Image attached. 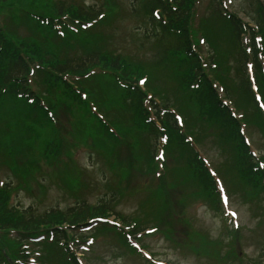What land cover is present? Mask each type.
Instances as JSON below:
<instances>
[{
  "label": "trees",
  "instance_id": "16d2710c",
  "mask_svg": "<svg viewBox=\"0 0 264 264\" xmlns=\"http://www.w3.org/2000/svg\"><path fill=\"white\" fill-rule=\"evenodd\" d=\"M38 1L41 3L47 1L48 6L50 3L55 8L46 11L44 9L46 4H43L44 6L41 7L43 12L46 11L45 14L49 17L50 21L53 18L52 15L58 16L63 13L70 14L76 18L89 20H94L99 14L103 13L101 8L94 9L93 7H89L84 9L81 5L77 6L73 11H67L64 7V1H58L57 5L49 2L50 0ZM192 3L193 0H173V3L169 0L149 1L148 5H150V10L158 8L160 9L161 14L165 17V20L158 24L152 25L151 23L150 31L145 32L147 38H153L156 40V45H161V47L157 46L159 57L157 60H154L152 67L164 70L172 68L175 71L177 74L175 81L178 82L177 84L179 87L178 94L182 95L181 102L174 105L168 104L169 102L165 101L154 89L149 88L148 85L147 88L162 101L166 113L160 118V120L164 126L168 127L167 129L171 132V137L174 142L182 141V139L178 136L176 124L173 122L172 115L167 109L169 106H174L186 114L185 128L186 130L194 132L198 139L204 136L205 133L209 132L206 130L212 128L214 123H216L217 128L220 129L223 128L222 124L232 128V134L235 137L237 133L236 126H233V122L229 119L227 110H221V103L216 99L213 91H211L210 83L202 79L197 90L190 89V84L195 82L197 77L205 76L199 60L193 56H187L183 52V50L189 51L188 44L183 38L189 31L187 16L190 14ZM258 9L260 10V8ZM33 14H37V17H42V14L40 13ZM108 15L109 14L105 12V16H103L100 22L105 20ZM216 16L221 27H214L208 37L212 51V59H216L217 55L221 52L220 40L228 43L236 57L234 58L236 60L234 73L239 77L240 86L238 91H241L245 97L243 100L246 108L250 109L249 107L253 102L243 65L246 56L240 42L242 33L241 25L238 21H229L219 15ZM263 18L264 13L261 14L258 21L262 23L259 31L262 33L264 40ZM20 19L25 20V17L22 15L20 16ZM28 21H30L29 18ZM150 21L153 22V19L151 18ZM41 27H49L52 33L56 35L52 29L53 26L51 22L46 26ZM158 32L160 33L158 34ZM7 35L11 36L12 34L7 33ZM69 36L76 37L71 33ZM104 40L105 36L102 33L96 34V36H94L93 33H88L85 37V41L79 45L84 56L81 57L78 55V61H76V63H71L69 55L72 50L70 43L67 40H61L59 38L53 46L50 44V48L47 50L33 40L13 39L11 41L5 36V32L0 31V138L3 139L9 137L13 140L17 130L24 133L41 125V131L44 132L45 128L47 135L44 141V156L47 154V157H50L51 162L53 163L56 161L57 157L69 152L65 151V144L69 145L71 141H65L60 135V128H56L52 124V121L48 119L46 112L43 111L40 106L39 92L36 93L31 91L28 85L27 75L29 65L36 63L39 68L37 72L41 76L39 83L37 84L44 87L42 95L48 100L47 103L49 108L55 109L64 107L71 117L68 131L65 132H68L70 136L75 134L79 137L83 136L84 139H92L91 141H93L106 156H110L113 149L112 144L109 145L108 141H111L113 137L112 134L108 133L106 125L100 120L93 118L88 113L87 101L82 100L79 94H77V92L71 88L69 83L65 82L63 79L65 75L82 74L93 67L106 69L110 71L111 74L114 76L117 75L124 81H130L146 74L143 73L144 67L141 62L137 60V57L129 58L122 55V53L113 55V52L107 47V43ZM251 46L254 62L256 63V66H259L256 55L257 50L254 44ZM223 58L224 56H222V59ZM221 62L225 63L227 60H222ZM226 66L227 67L217 72V77L224 84L227 92L230 93V88L227 86L229 82L227 80H230V78L227 75L222 76L223 72L225 73L230 69L228 63ZM132 69H135V72L131 71ZM260 77L261 78L259 79L264 82V76ZM125 90L126 98L123 101L124 106L131 110L133 119L140 125V127L144 128L145 131H148V134L152 136L155 135V129L152 126L148 127L144 124L147 115L141 107V97L144 94L138 87H132L131 85L126 87ZM19 93L21 96L18 95ZM26 95L33 98L32 104L28 103ZM180 104H182V107ZM253 108H255V106H253ZM37 110L40 116H34L37 115L35 113ZM155 113L157 116L159 115L158 110H156ZM258 113V110L255 108L252 113L250 112L249 115L246 116V119L258 122L264 128V123L259 119L260 115ZM225 133L226 132H223L222 129L220 134H216V136L213 133V135L219 140L218 143L221 147H224V144H226V146L231 149H229V151L233 161L236 163L240 162L241 164V147L239 146V143H235L234 138L230 140L226 139ZM115 141V139L112 140V142ZM174 148H176L177 151L181 150L173 144L169 145L171 152L174 151ZM145 150L146 153L149 152V144L146 146ZM185 152L186 158L189 159V149L187 147ZM147 168L149 170L152 168L151 157L147 159ZM165 168L167 174H169L172 179H174L175 174H179L182 178L197 176L196 178L200 179L205 187L211 191L209 177L205 174L201 162L195 158H190V160L184 161L182 169L176 168V164L167 165ZM127 173L128 171H124L123 176H126ZM7 187L9 186L7 185L0 190V228L4 230L13 229L20 233L21 236L25 235L27 238L34 237L37 234H44L47 239L48 232L53 231L55 238L57 237L55 242H59L61 237H65V233H63L57 225L65 223L68 224V226H77L87 221L89 218L97 215H106L112 206V201L114 200V198L111 200L103 198L97 205H89L85 201H81L80 203L67 207L64 210L51 208L41 214H36L31 209L19 211L15 207H7V201L9 199ZM172 187L173 186H171V188ZM202 192L204 194L207 193L206 190H203ZM184 199L185 197L183 196L182 200ZM212 202L213 207L217 206L216 199H212ZM119 217L124 222H129L127 218L122 216ZM156 219L159 221L158 217H156ZM141 225L142 224H138L137 226L141 227ZM167 233L168 231H166V235ZM189 239L191 240L192 238L189 237ZM212 242L218 244V241ZM9 245L10 247H8V251L14 256L16 244L9 242ZM217 250L218 248L210 250V253L216 255ZM234 261L237 262L236 264H264V261L261 258L248 260L247 262L242 260Z\"/></svg>",
  "mask_w": 264,
  "mask_h": 264
},
{
  "label": "rangeland",
  "instance_id": "374dc122",
  "mask_svg": "<svg viewBox=\"0 0 264 264\" xmlns=\"http://www.w3.org/2000/svg\"><path fill=\"white\" fill-rule=\"evenodd\" d=\"M58 1H64V7L67 11H73L80 5H85L86 7L92 5L93 7L101 8V10L106 11L109 14L108 17L95 25L89 33H93L94 36L100 33L104 34V41L107 43V47L113 52V55L122 53V55L129 58L137 57V60H139L144 67L143 73H146L144 75L149 76L147 83L149 88L154 89L165 101L169 102L168 104L174 105L181 102L182 95L178 94L179 87L177 84L178 82L175 81L177 76L175 71L172 68L164 70L152 67L154 60H157L159 57L157 46L161 47V45H156V40L153 38L149 39L145 36L144 29L150 26L148 23V16L145 17L143 15L148 0H50L49 2L57 5ZM224 2V9L238 13L243 19H254L258 17V9L255 0H231V2H229V0H224ZM43 4H46V7H44L46 11L55 9L50 3L48 6L47 1L41 3L38 0H0V23L7 25H3L5 33L12 34L8 37L9 40H33L47 50L50 48V44L53 46L59 40L60 37L54 35L49 27L34 25L38 27L36 28L32 25L33 21H28V18H26L29 17V12L45 14L46 11L43 12L41 10V7L44 6ZM206 6H208L206 0H202L198 4L196 21L205 13ZM211 9L210 7L207 10L205 16L212 21ZM20 15H23L25 20L20 19ZM215 20L217 27H221L216 17ZM86 35L81 34L78 37L70 39L72 51L69 58H71V63H76V61H78V55L81 57L84 56L79 45L85 41ZM220 46L221 52L217 55L215 60L218 62L227 60L229 65L230 69L226 71V75L230 78V80H227L229 81L227 86L230 88L229 98L233 99L237 105L245 110L246 107L243 106L244 96L241 91H238L240 86L239 77L234 73V68L236 66V60L234 59L236 58L235 53L225 41L220 40ZM201 51L203 55L206 54L208 52V46L204 45ZM222 56H224L223 59ZM131 71L135 72V69ZM88 81L91 82L92 85H95V87L100 86L96 75L89 78ZM105 87L106 85H103V88ZM111 97L113 100H109V94L104 97L107 99V102L109 101L111 103L110 108L106 111L108 118L119 124L125 132L129 131L132 133L133 138L128 136L129 140H132L131 146H133L134 140L137 142L139 141L137 151L135 148H130L128 150L125 149L124 153L127 157H130V151L133 154L135 151L137 160L143 162L140 145L142 147V152L145 151V147L148 145V133L145 130H140L130 125L129 121L133 119V114L130 112V109H127L123 102H120L117 95L112 92ZM180 106L182 107V104H180ZM62 111H65V113L68 112L64 107H61V115H63ZM246 112L248 113L247 110ZM22 134L23 132L19 131L14 135L15 141L20 140L19 144L25 139L21 137ZM249 137L254 149L258 150L259 147H262L264 150V135H261L256 130H250ZM65 138L70 139L68 132L65 134ZM213 141H215V139L204 140L202 142L203 149H201V153L211 167H221V172L225 173L234 181V162H232V158L230 157V148L227 147L226 144H224V147H221L218 141L216 142L218 145L215 147L212 145L216 144ZM143 142L145 147L143 146ZM157 144V147L160 148V141H158ZM79 153L77 154V158L80 167L86 168L87 172L84 171V174H88L89 177L88 180H86V176L82 175L79 180L81 185L77 189L75 184L70 185L72 190L69 189V184L67 183L68 191L54 184L55 178L51 177L52 175L50 172H47V175L43 174L42 178H37L34 174L36 170L34 163H27L29 161L27 159H14L15 162L12 164L15 168L14 171L17 172V177L11 175L12 183L20 187V191L17 196L14 197L13 203L19 206L20 209L30 207L36 214H40L50 208H60L63 210L73 203L75 199L73 195H76L75 197H77L79 201L87 200L90 203L97 202L107 190V188L101 184V171L105 169V164L98 158L95 159V157H93L94 161L89 160L87 153ZM176 156L180 158L182 165L184 154H181V156L180 154H176ZM111 158L113 157L111 156ZM7 168V166L0 167V178L2 181H6L7 175L10 173ZM43 168L45 170V167ZM145 170L147 171V168H145ZM83 180L88 182V186L82 183ZM187 182L191 185V181ZM131 185L129 181L128 187L130 188ZM246 195L238 192V190L230 191V194H228V208L223 206V211L221 213L219 211H214L206 204H198L191 207L189 211L191 221H188L185 226L172 222L176 220L166 216L160 221L159 228L161 227L165 232L168 231L167 238L155 231L140 239L136 238V242L144 247L146 253L152 254L154 260L162 261L165 264H215L214 259L205 256H197L183 245L184 242L189 241L188 236L190 231L197 230L199 232H197L196 235L203 240V246L207 243L208 247L211 248L212 241L215 240L219 242V245L220 241L224 242L222 244L223 247H221V253L226 255L229 262L227 261L222 264H236L237 262L234 260L247 262L248 260H255L257 258H261L264 261V193H260L257 197H249L248 194ZM107 196L108 198L110 197L109 189L107 190ZM142 197L143 196L140 194H134L132 198L129 196L120 197L117 199L116 206L114 202V205L111 207L129 221L135 220L137 224H140V222H144L145 219V216L141 215L137 206ZM227 209H233L238 214L235 221L237 222L236 224L239 225V235H241V237L235 249L233 246L225 244L234 240V235H231L229 231L233 230V227L238 226L233 224V221L227 216ZM147 220L149 221L148 218ZM155 223L156 222L152 220L147 222L145 224L147 227L143 229V232L145 230L146 233V230L152 229V226H156ZM91 248L93 249L91 254H87L88 252L82 253L84 257L86 256V260H83V263H86L87 259H90L92 261H90V264H140L135 256L128 254L120 256L122 253L114 250L115 248L113 249V247L107 243L103 244L102 242H97Z\"/></svg>",
  "mask_w": 264,
  "mask_h": 264
},
{
  "label": "snow or ice",
  "instance_id": "6c2138e0",
  "mask_svg": "<svg viewBox=\"0 0 264 264\" xmlns=\"http://www.w3.org/2000/svg\"><path fill=\"white\" fill-rule=\"evenodd\" d=\"M229 2H231V0H229ZM201 43H203V41H201ZM249 67L251 68V65H249ZM140 83L143 84V83H145V81L141 80ZM253 87H255V85H253ZM256 99L259 100V99H261V97L257 96ZM261 107H264V104H262ZM233 115H235V113H233ZM177 119H179V117ZM241 131H243V129ZM248 142L250 143V141H248ZM221 191H223V190H221ZM223 199H224L225 204H227V196L226 195L223 196ZM229 215L231 217L235 218L237 214H236V212H229ZM148 231L154 232L155 229H149ZM137 247H139V246L137 245ZM145 255H147V253H145Z\"/></svg>",
  "mask_w": 264,
  "mask_h": 264
}]
</instances>
